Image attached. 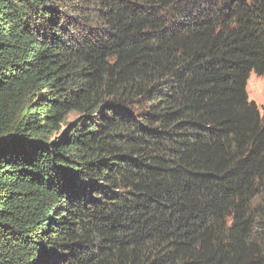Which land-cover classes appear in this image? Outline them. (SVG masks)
I'll list each match as a JSON object with an SVG mask.
<instances>
[{"label":"trees","instance_id":"1","mask_svg":"<svg viewBox=\"0 0 264 264\" xmlns=\"http://www.w3.org/2000/svg\"><path fill=\"white\" fill-rule=\"evenodd\" d=\"M252 72L264 0H0V264H264Z\"/></svg>","mask_w":264,"mask_h":264},{"label":"rangeland","instance_id":"2","mask_svg":"<svg viewBox=\"0 0 264 264\" xmlns=\"http://www.w3.org/2000/svg\"><path fill=\"white\" fill-rule=\"evenodd\" d=\"M246 90L248 99L255 103L262 115L264 113V73L261 75L250 73ZM75 115L74 112L68 114L67 120L73 119Z\"/></svg>","mask_w":264,"mask_h":264}]
</instances>
